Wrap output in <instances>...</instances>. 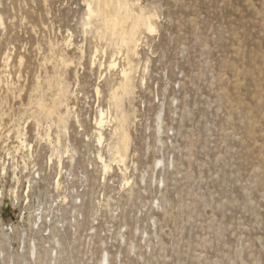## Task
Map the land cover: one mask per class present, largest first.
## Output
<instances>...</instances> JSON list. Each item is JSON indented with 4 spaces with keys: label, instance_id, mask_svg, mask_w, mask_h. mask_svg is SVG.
I'll return each mask as SVG.
<instances>
[{
    "label": "rangeland",
    "instance_id": "obj_1",
    "mask_svg": "<svg viewBox=\"0 0 264 264\" xmlns=\"http://www.w3.org/2000/svg\"><path fill=\"white\" fill-rule=\"evenodd\" d=\"M123 1L116 108L94 0H0V264H264V0Z\"/></svg>",
    "mask_w": 264,
    "mask_h": 264
},
{
    "label": "bare ground",
    "instance_id": "obj_2",
    "mask_svg": "<svg viewBox=\"0 0 264 264\" xmlns=\"http://www.w3.org/2000/svg\"><path fill=\"white\" fill-rule=\"evenodd\" d=\"M96 3V8L93 9L90 7L89 5V16L90 18H95L98 21H100L104 26H105V32H107L108 34H111V36L116 39H118L121 43V47L120 49H124L125 53H126V63L127 67L124 68L123 70H121V82L120 84L117 85V87H115L112 90L111 93V100L114 103V106L116 108H118V106L120 105V101L122 102L123 97H127L130 93V87H131V82H132V72H133V64H132V56L135 55L136 56V51H137V47L139 46V33L140 30L142 28L146 29L148 32H154L156 29L154 28L153 24H152V18L153 16H145L144 14L142 15H137L135 13H133L130 9L129 6L126 2H124L123 0H94ZM91 21V20H90ZM97 21V22H98ZM96 23V22H95ZM99 23V22H98ZM155 25V24H154ZM100 29V28H99ZM102 32V31H101ZM106 36V35H105ZM140 36V35H139ZM107 37V36H106ZM109 37V36H108ZM111 37V39H112ZM113 40V39H112ZM116 44V43H115ZM69 45V44H68ZM53 47V46H52ZM116 47V46H114ZM57 48V47H56ZM119 49V48H117ZM123 51V52H124ZM118 54V52H117ZM121 54V52H120ZM125 56V55H124ZM8 57H7V61H8ZM46 60V59H45ZM53 61V60H52ZM65 62L67 63V61L65 60ZM113 62V61H112ZM62 63V62H61ZM116 63V62H115ZM110 69H112V67H114L115 65L112 63ZM116 67V66H115ZM56 70L54 69V77L56 78ZM51 78V77H49ZM46 79V78H45ZM54 79V78H52ZM47 80V79H46ZM45 80V83H46ZM48 81V80H47ZM51 82V81H49ZM39 83V81H38ZM37 83V86L40 85ZM58 83V82H56ZM50 84V83H49ZM59 84V83H58ZM61 84V83H60ZM64 86V84H62ZM62 85H59L60 87H62ZM46 86V85H45ZM49 86V85H48ZM55 85H53L54 87ZM58 86V88H59ZM52 87V86H51ZM57 87V86H56ZM65 87H67L65 85ZM40 89V88H39ZM62 89V88H60ZM35 90V89H34ZM60 91V90H59ZM62 91V90H61ZM60 91V92H61ZM37 92H39L37 90ZM41 92V91H40ZM57 93V94H61V93ZM66 92V91H65ZM63 94V93H62ZM69 94V93H66ZM128 94V95H127ZM65 95V94H64ZM127 95V96H126ZM34 96V95H33ZM67 97V95H66ZM59 98V96H58ZM42 99V98H41ZM31 100V99H30ZM40 100V99H39ZM59 100V99H58ZM57 100V101H58ZM126 100V99H124ZM37 102V101H36ZM56 103V102H55ZM36 104V103H35ZM34 104V105H35ZM39 109H42V111H45L44 109L47 107L45 101L41 100L39 103ZM56 105V104H55ZM122 107V106H121ZM120 107V108H121ZM38 108V107H37ZM48 108V107H47ZM50 108V107H49ZM119 108V109H120ZM47 110V109H46ZM50 112H53L54 110H50L48 109ZM47 110V111H48ZM117 110V109H116ZM124 110V109H123ZM119 111V110H118ZM109 112V111H108ZM108 112L106 111H101L100 115H99V120L97 121V126H98V135H99V142L101 143L103 140V134L102 131L104 130V128L106 127V120L108 117ZM117 112V111H116ZM53 114V113H52ZM34 115V114H33ZM1 116V115H0ZM45 116V115H44ZM118 117L120 115H117ZM39 117V116H38ZM63 117V116H62ZM65 117V116H64ZM40 118V117H39ZM41 119V118H40ZM36 120V119H35ZM62 120V118H61ZM38 121V120H37ZM41 121V120H40ZM115 121V120H114ZM128 121V117L126 115V113L124 111H122V117L120 119V124L119 127H121L122 129L124 128L125 124ZM63 122V121H62ZM115 123V122H114ZM118 123V121H117ZM65 124V123H64ZM40 126V124H38ZM118 126V125H117ZM118 127V128H119ZM50 128V127H49ZM117 131V130H116ZM119 132V131H118ZM20 134V133H19ZM47 138L49 139L50 142H52V140L50 139V134L47 135ZM56 143L59 144L60 143V139L59 137L56 138ZM19 141L22 144H26L25 139H23V137H19ZM54 143V142H52ZM128 146H129V136L126 132L123 133L122 136V147L118 146L116 149V152L114 153V162H117L118 164H123L125 163L126 160V154L128 151ZM105 169H107L108 167H110V165H104Z\"/></svg>",
    "mask_w": 264,
    "mask_h": 264
}]
</instances>
